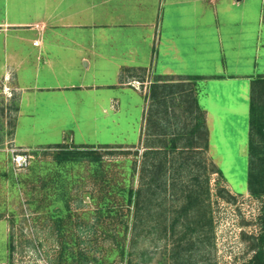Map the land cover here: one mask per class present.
<instances>
[{"label": "rangeland", "instance_id": "1", "mask_svg": "<svg viewBox=\"0 0 264 264\" xmlns=\"http://www.w3.org/2000/svg\"><path fill=\"white\" fill-rule=\"evenodd\" d=\"M126 33L132 34L130 38L133 35L141 38L144 49L152 30L134 29ZM10 35L9 41L39 38L36 31L28 29L10 31ZM27 50L31 49L26 46L23 52L19 50L22 58L28 55ZM1 54L0 62L4 59ZM34 58L30 57L32 62H27V71L22 67L20 74L32 71L37 64ZM98 78L103 83L111 81ZM22 81L28 83L32 79L24 76ZM8 84L11 87L13 82ZM8 84L0 79V92L6 93ZM209 87L206 91L211 94L203 96V101L213 115L210 122L213 147L208 142V149H204L208 139L195 141L200 149L193 153L199 160L207 161L209 170L214 166L221 174L212 171L208 174L214 233L211 245L197 249L195 261L250 264L254 253L249 249L252 242L249 237L260 234L259 218L264 205V200L248 192L251 85L233 81L215 82ZM109 97H117L121 103L112 108ZM30 98L32 102H25L18 113L15 102H7L5 95L0 96V264H98L95 258L103 260V264H128V259L134 264H159V261L173 264L166 261L168 255H164L165 242L160 234L151 229L157 217L149 224L140 225L142 241L137 251H133L135 255L123 261L117 251L126 235L125 215L128 214L121 190L128 186L144 189L149 179V173L142 172L143 158L148 152L145 141L159 147L163 146L159 142L178 137L171 134L157 137L152 135L156 128L148 129L156 107L145 84L128 80L125 90L74 91L59 94L54 100L44 94ZM168 120H164L167 125L173 124L172 119ZM183 121L180 119L184 132L181 140L185 142L190 137L187 132L190 133L196 121L187 126L188 122ZM209 129L205 125L206 138ZM172 130L173 126L167 128ZM58 146L98 148L103 154L102 166L88 161L58 166L53 158ZM17 154L23 156V166L16 162ZM153 156L163 157V154ZM204 178L205 175L201 177ZM172 192L169 189L167 197H155L154 202L173 204ZM104 205L112 207L115 213L100 214ZM64 206L69 211L61 214L65 229L61 234L53 213ZM64 243L69 244L70 254L62 257ZM140 249L147 250L145 256ZM80 253L84 254L85 261ZM70 255L74 258H68ZM149 258L152 260L148 261Z\"/></svg>", "mask_w": 264, "mask_h": 264}, {"label": "crops", "instance_id": "2", "mask_svg": "<svg viewBox=\"0 0 264 264\" xmlns=\"http://www.w3.org/2000/svg\"><path fill=\"white\" fill-rule=\"evenodd\" d=\"M148 28L144 49L141 38L126 33ZM20 29L36 31L39 38L9 41L10 31ZM1 38L0 79L13 84L0 96L15 102L18 113L32 102L31 95L54 100L74 91L125 90L128 80H139L156 107L148 123V129L156 128L152 135H182L180 119L187 126L204 118L209 137L204 130L195 141L208 139L211 147L213 115L203 101L211 94L209 84L236 81L250 87L264 77V0H0ZM26 46L31 50L22 58ZM33 56L36 66L20 74ZM24 76L32 81L23 83ZM108 101L112 108L121 103L117 97ZM145 142L147 149L164 147Z\"/></svg>", "mask_w": 264, "mask_h": 264}, {"label": "trees", "instance_id": "3", "mask_svg": "<svg viewBox=\"0 0 264 264\" xmlns=\"http://www.w3.org/2000/svg\"><path fill=\"white\" fill-rule=\"evenodd\" d=\"M193 79L203 78L193 77ZM249 123L248 192L252 197L264 200V77H258L251 83ZM204 130V118H199L190 130V137L187 141L183 142L182 135H178V137L172 138L170 143L164 141V147L161 149H147L148 152L144 155L142 166V172L149 173L147 185L144 189L128 186L121 190L125 199V207L128 209V214L125 215L127 219L125 220L126 235L123 242L120 241L117 247L123 261H126L129 256L135 255L133 251H137L141 244L140 225L149 224L155 219L154 217H157L158 221L151 229L156 230L160 234V239L165 242L163 252H165L164 255H168V259L166 256L163 258L167 259L166 261L173 264H198L195 261V254L199 251L197 249L202 247L204 249L211 245L214 220L208 174L210 171L221 174V171L214 166L209 170L206 160H199L194 156L195 136ZM57 148L53 158L58 166L85 161L97 167L102 166L103 154L98 148L93 146H74L73 148L58 146ZM204 149H208V141ZM159 154H163V157L153 156ZM203 175L205 178L201 179ZM186 180L188 182H185ZM169 189L173 191L171 194L175 199L172 201L173 204L169 205L164 201L159 204L157 201L154 202L155 197L159 198V196L165 195ZM158 191L161 192L158 193ZM165 196L167 197V195ZM229 197L232 198V196ZM175 203L178 204L175 205ZM67 211H69L68 206H64L58 213H53V219H56L55 223L61 234L65 230L61 214L68 213ZM114 213L115 210L108 205H104L100 209L102 215L112 216ZM259 224L260 234L249 237L252 240L249 249L254 253L250 264H264V205ZM68 250L69 244L64 243L62 257L70 254ZM139 251L143 256L147 253V250L140 249ZM80 257L85 261L83 253H80ZM68 258H74V255H70ZM151 260V258L148 259V261ZM94 261L103 264V260L95 258ZM127 262L134 264L131 259H128ZM158 263L162 264V261Z\"/></svg>", "mask_w": 264, "mask_h": 264}, {"label": "built area", "instance_id": "4", "mask_svg": "<svg viewBox=\"0 0 264 264\" xmlns=\"http://www.w3.org/2000/svg\"><path fill=\"white\" fill-rule=\"evenodd\" d=\"M35 45H38V43H36ZM16 162L19 164V165H21V166H23V164L25 163L24 162V158H23V156H21V155H16Z\"/></svg>", "mask_w": 264, "mask_h": 264}]
</instances>
